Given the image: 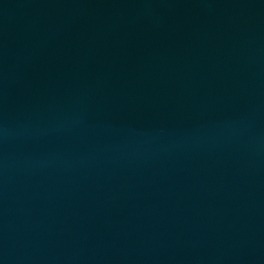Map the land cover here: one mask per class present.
Returning a JSON list of instances; mask_svg holds the SVG:
<instances>
[{
	"label": "water",
	"instance_id": "95a60500",
	"mask_svg": "<svg viewBox=\"0 0 264 264\" xmlns=\"http://www.w3.org/2000/svg\"><path fill=\"white\" fill-rule=\"evenodd\" d=\"M0 264H264V0H0Z\"/></svg>",
	"mask_w": 264,
	"mask_h": 264
}]
</instances>
